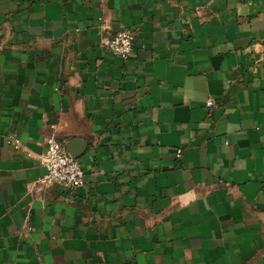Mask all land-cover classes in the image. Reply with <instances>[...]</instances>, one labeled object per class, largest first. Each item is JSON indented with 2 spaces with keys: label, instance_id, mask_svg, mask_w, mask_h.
<instances>
[{
  "label": "crops",
  "instance_id": "1",
  "mask_svg": "<svg viewBox=\"0 0 264 264\" xmlns=\"http://www.w3.org/2000/svg\"><path fill=\"white\" fill-rule=\"evenodd\" d=\"M263 171L264 0H0V264H264Z\"/></svg>",
  "mask_w": 264,
  "mask_h": 264
},
{
  "label": "built area",
  "instance_id": "2",
  "mask_svg": "<svg viewBox=\"0 0 264 264\" xmlns=\"http://www.w3.org/2000/svg\"><path fill=\"white\" fill-rule=\"evenodd\" d=\"M134 34L130 31H118L111 38L104 41V46L118 59L127 60L134 49ZM212 101H207L206 106L211 107ZM9 143L14 147L19 146L17 138H9ZM180 155V150L177 152ZM39 164L43 168L44 173L38 180L40 186H58L73 190L84 184V174L77 163L65 149L62 142L54 137H47L45 140V149L39 156ZM264 178V171L262 172Z\"/></svg>",
  "mask_w": 264,
  "mask_h": 264
},
{
  "label": "water",
  "instance_id": "3",
  "mask_svg": "<svg viewBox=\"0 0 264 264\" xmlns=\"http://www.w3.org/2000/svg\"><path fill=\"white\" fill-rule=\"evenodd\" d=\"M75 144H79V141L78 140H73L69 144H64L66 151L74 159H76V156L72 153V146H74ZM82 146H84V145H82Z\"/></svg>",
  "mask_w": 264,
  "mask_h": 264
}]
</instances>
